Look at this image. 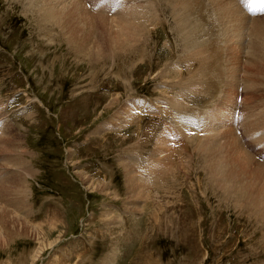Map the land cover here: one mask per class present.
Instances as JSON below:
<instances>
[{
	"label": "rangeland",
	"instance_id": "374dc122",
	"mask_svg": "<svg viewBox=\"0 0 264 264\" xmlns=\"http://www.w3.org/2000/svg\"><path fill=\"white\" fill-rule=\"evenodd\" d=\"M44 1L41 8L49 0ZM69 1L64 4L82 2L92 17L94 9L110 10V19L123 12L117 0H109V6L106 0ZM140 1L138 6L148 3ZM158 1L153 2L159 8V18H144L152 23L146 30L151 36L145 34L148 46L90 63L70 50L72 46L58 26L42 22L38 0H0V206L25 218L30 229L15 239L0 238V264H105L113 254L117 257L114 264H264V228L248 213L222 200L221 191L211 183L202 151L199 154L192 142L183 140L186 148L176 149L172 156H158V139L167 121L173 119L141 113L137 115L139 123L97 134L100 126L121 113L128 100L175 101L180 87L196 75L195 61L182 51V42H177L178 36L171 31L175 16ZM230 1L223 0V6L237 7L239 15L246 13L250 18L245 19L248 23L244 21L248 33L242 26L245 32L239 28L243 32L237 30L238 35L232 36V30L226 31L227 24L219 18L216 4L205 0L206 6L213 8L217 25L204 19L206 32L210 28L212 32L199 28L198 38L219 41L221 67L225 69L220 68L225 75L219 78L206 70L201 85L209 90L198 89L197 94L189 93L178 101L188 118L197 111L195 105L209 110L206 117L199 115L203 120L218 113L222 102L226 107L238 101L239 95L243 104L238 108L245 110L247 105V110L264 113V44L255 34L256 22L264 21V16L253 15L264 9L263 0L255 4L253 13L248 12L247 0H238L240 5ZM206 9L212 13L209 6ZM211 55L209 50L204 52L206 59ZM256 64L258 71L254 72L250 67ZM257 72L261 80L252 76ZM246 74L258 84L256 91L251 82L246 85ZM249 83L251 91L245 88ZM209 98L215 100L210 103ZM217 127L209 128V133L221 132L223 128ZM229 133L220 146L243 156L248 152L254 168L264 167V145L256 142L252 146L254 135L242 145L235 129ZM161 157L168 158L161 178L156 181L143 176L142 169ZM122 160L130 162L135 176L140 173L134 178L139 194L130 191ZM145 190L150 193H143ZM19 198L26 200L25 209L15 204Z\"/></svg>",
	"mask_w": 264,
	"mask_h": 264
},
{
	"label": "bare ground",
	"instance_id": "6f19581e",
	"mask_svg": "<svg viewBox=\"0 0 264 264\" xmlns=\"http://www.w3.org/2000/svg\"><path fill=\"white\" fill-rule=\"evenodd\" d=\"M30 1H32V0H30ZM42 1H44V0H41V1L38 0V4H37L39 7L38 14H39V16L42 17V22L45 25H48L47 23L50 22L51 27H52V24H54L55 26H58V28L61 29L59 31H61V33H64V35L67 37L68 41L71 44L72 49H70V50L74 49V51L76 52V54L79 57H82L84 59L89 60L90 63H95L97 61L100 62V60L113 58L114 56H117L116 54H120V53L123 54L124 52L125 53L129 52L133 48H135V49L137 48L138 50H142L144 45H145V47L148 46L149 45V41L147 40L148 37L145 35L147 32L146 30H148V28H149V27H147L148 23L150 22L148 20L152 16L151 19L153 21L155 16L158 15V14L156 15V13L159 10V8H157V6L154 5V2H153L154 0L153 1L148 0V3H147V0H145L147 5H143V6H138V2L140 0L139 1L138 0H117V2L121 1L120 8L123 5L122 9H121L123 12L116 14V16H114L110 19L109 18L110 14L108 15L110 10H108L107 11L108 13H107V12H104V10L99 11V9H94V11H91V12H93V14L96 17L95 16L92 17L90 15V13H87V11L85 9L87 6H85V8H84L80 4L82 2H80V3L75 2V0H74L75 3H66V4H64V1H67V0H63V3L61 1V4H60V2H57L56 0H55L56 3L53 0H51V1L49 0L50 2L48 1V4L46 3L45 6L43 8H41L42 3H43ZM145 1L142 0L140 2L141 3L143 2V4H144ZM212 1H213V3L216 4V9L219 13V18L223 21V24H227L226 25L227 26L226 31L232 30V36L236 33V31L239 28L243 29V27H245L244 23L247 22V21H245V19L248 18L247 15H245L246 13L244 14L246 17L244 15L241 16L238 13L239 11L237 10V7L232 8L231 6L230 7L223 6V4H222L223 0H221V1L211 0V2ZM69 2H71V0ZM72 2H73V0H72ZM158 2H159V4L163 5V7H162L163 10L165 8H168L170 10L171 14L173 16H175V23H174L175 25L173 26V28H171V31L175 32V34L178 36L177 42L179 41V39L182 42V47H181L182 51L184 49V52L187 53V56L189 57V59L191 58L195 61L196 68L194 71H195L196 75L193 74L191 76V78H189V82H188L189 84L187 86H185V84H184V86L180 85L181 87H180V92L177 96L178 98L174 97L176 99L175 101L172 100L173 98L170 100H164V99L162 100L161 99L162 101H156V102H151L149 100L148 101L137 100L135 98L128 100L126 102L125 106H123L120 109L119 112H121V113H116L115 115H113L111 117V120L109 122H107L105 124L103 123L104 125L100 126L101 129L97 130V134H102L104 132L113 131V130L121 131V130L127 128L129 125H133L135 122L139 123V121H137V119H138L137 115L141 116L142 114H146L148 112L150 114H155V115H157V114L161 115L162 114L163 117H169V118L173 119V120L167 121V123L165 125V131L162 132V136L160 137V139H158V142H157L158 150H159L158 156H166V155L172 156L176 149H179L180 147L186 148V147L182 146L183 140H185L186 142L187 141L192 142L194 144V146L196 147V149L198 151L200 150L199 154L202 151L204 157L206 158L205 159L203 157L206 160V163H205L206 165L205 164L204 165L208 167L207 173L210 171L209 176L212 179L211 183L213 186H216V188H218L221 191V193L224 197V199H222V200L233 203L237 209L243 210L245 213H248L249 216H251L255 221H258V223L261 225V227L264 228V167L260 166V168H254L252 166L254 161H252V159H250L251 156L249 157L248 156L249 154L247 155L248 152L246 153V155L248 156L247 157L246 155L243 156V155L235 154L233 152L232 148H231V150L230 149L227 150L228 149L227 147L225 149L224 147L220 146L223 144L221 141L226 138V135H225L226 132H228V134H230L229 132L234 131L235 128L234 129H232V128L235 126L234 124H236V123H238L239 126H241L243 129V130L241 129L242 131H241V133H239L240 137H246L248 139L249 136L254 135L253 136L254 141L252 143V146L253 145L256 146V142H257V144L262 143V145H264V113L263 112H262L263 114L260 113V111H258V109L256 110V113H255V111H253L254 112L253 113L252 110H247L248 108H247V105L245 104L246 105L245 110L248 112L245 114V112H244L245 110L240 111L241 112L240 117L233 119L234 111H236L238 109V108H236L237 101L235 102V100H234V102H233L232 101L233 99L231 98L232 96H229L228 99L231 98L232 103L230 102L229 106H226V107H225L223 102H222L223 104L219 103L220 104L219 112L215 113L214 115H212L206 119H203V120L200 119L199 113H197V112H193V113L191 112L192 113L191 118H188V116L184 115V108L181 104H179L180 102L178 103V101L181 98L184 100L186 98V96H188L189 93L195 92L197 94L198 91H201V90L204 91L205 90L203 88L204 86L201 84H203V82H204L203 81L204 80L203 75H204L206 70L208 72H211V70H212V72L217 74V76L219 78L224 79L225 74L222 71L224 67L223 68L221 67L222 54L220 52L221 50L219 49V45H218L219 41L215 39L216 36L214 35L215 38L213 37L215 39V41H212V40L208 41V40H203L202 38H200V39L198 38L199 28H202V30H203V28L206 25L204 23V19L207 21H212L214 24V27L217 24L211 18V16H209L208 13L206 12L207 11L206 7H208V6H206L205 0H159ZM95 4H94V6H95ZM230 4H231V1H230ZM263 4H264V0H263ZM116 7L119 10V8H118L119 5ZM101 8H103V7H101ZM247 8H248V11L251 10L249 8V6ZM96 10H98V13ZM95 11H96V13H94ZM260 12H262V10ZM205 13H207V14H205ZM105 14H107V17ZM164 14H166V13H164ZM214 15H215V13H214ZM39 16H38V18H39ZM144 18H146L148 20H146ZM158 18H159V15H158ZM158 18H157V20H158ZM249 19L250 18H248V20ZM224 20L226 21V23ZM94 21H96L95 25H93ZM222 21H221V23H222ZM229 23L233 24V25L236 24V25L234 27V26L230 25ZM149 24H152V23H149ZM246 26H248V25H246ZM256 26H258V27H256L257 29L256 30L254 29V30H255V34H257L256 35L258 38L257 40L260 42H263V44H264V41H263L264 40V21L260 20L259 22H256ZM236 27H237V29L234 30V28H236ZM204 29L206 32L207 29L206 28H204ZM209 30H210V32H212L211 28ZM248 30L246 28V31H247L246 33H248ZM254 30H253V32H254ZM223 31H225V29ZM200 32H201V30H200ZM238 32H239V30H238ZM240 32H243V31H240ZM244 32H245V30H244ZM147 34L151 36V32H150V34L147 32ZM220 35H218V36H220ZM229 35H231V32L229 33ZM236 35H238V34H235V36ZM250 35H247V38L245 39L247 42L249 40L248 38L250 37ZM252 35L255 36L254 34H252ZM232 36H229L231 38H228V39H230V41H231V39L233 40ZM243 36H245V35L243 34ZM253 36H252V38H253ZM226 37H228V36H226ZM239 37H241L243 39L242 35H240ZM239 37L237 36L238 39H239ZM238 39H236V43H237ZM233 41H235V39ZM246 41H244L242 43L245 44ZM258 41H256V42H258ZM238 42H239V40H238ZM234 43L235 42H233V44ZM254 43H255V40L252 44H254ZM230 44H232V42ZM230 44L228 43L229 47L231 46ZM235 45H237V44H235ZM179 46H180V44H179ZM207 50L212 52L211 59H206L204 56V52ZM259 54H260V52H259ZM251 57H250V59H251ZM262 57H264V56H262ZM143 58H144V56L140 55V59H143ZM198 58L204 59V61H200ZM260 58L258 61L263 60ZM115 59H113V60H115ZM254 59H255V57H254ZM256 59H257V57H256ZM185 60L187 61L188 59H185ZM255 63L258 64L259 62H257V60H256ZM257 64L255 67L253 65H252L253 67H250V68L254 69V72L256 70L258 71ZM263 64L264 63H262V65ZM97 65H99V64H97ZM198 67L201 68L202 70H200ZM220 67L222 68V70ZM263 67L264 66H262V68ZM190 70H192V69L190 68ZM263 70H264V68L262 69V72H261L259 69V73L261 72V74H262ZM235 72H237V70ZM244 76H247V74ZM252 76L254 77L255 80L259 79L258 72H257V75L253 74ZM181 77H184L182 71H181ZM247 77H248L247 80L245 78V83H246V81H247V83L251 82L252 83L251 85L253 86V88H255V91H256L258 88V84H255V83H253V81H251V79L249 78L250 77L249 74ZM223 79H221V80L223 81ZM233 79H235L234 74H233ZM206 80H208V79H206ZM259 80H261V79H259ZM214 81H216V80L214 79L212 81V84ZM217 81H218V79H217ZM209 82L211 83V81H209ZM207 83H208V81H207ZM207 83H205V84H207ZM223 83H224V81H223ZM247 83H246V85H247ZM215 85L212 86V88L217 89V87ZM260 86H261V84H260ZM234 87H235V89H237L238 86L234 85ZM249 87L251 88L250 83H249L248 88L247 87H245V88L249 90L250 89ZM196 90H198V91L196 92ZM208 90H205V92ZM249 91H251V90H249ZM234 92H235V90H234ZM164 95H166V94H164ZM172 97H173V95H172ZM194 99H192V100L194 101ZM228 103H229V101H228ZM160 106H164V108L161 107L162 111H159ZM242 112H244V113L242 114ZM167 114H170L171 116H168ZM121 120H122V122H121ZM215 123H218V124H215ZM214 125H218L219 126V128L217 127L218 129H221V128L225 129L226 128L227 131L225 132L222 129L223 132L222 131L221 132L223 134H220L221 132H219V131H218L219 132L218 134L209 133V128H212ZM238 131H239V129H238ZM235 133H236V131H235ZM243 133H244V135H243ZM238 140H242V139L238 138ZM176 144H178V145L176 146ZM239 144L241 145V142ZM224 145H225V143H224ZM242 145H243V142H242ZM4 148H5V146H4ZM239 150L242 151L243 149L242 150L239 149ZM7 152H8V154L11 153L10 151H7ZM242 153H245V151ZM164 159L167 160L168 158H164ZM164 159L162 158V160L160 159V161H158V160L152 161L149 164V166L144 167V169H142L143 170V171H141L142 175L145 177H152L156 181L158 179H160L161 178V171L164 170L166 167V160H164ZM123 162H124V160H122V163ZM158 162L160 165L158 164ZM129 164H130V162L127 163L125 161V164H124L125 166L123 165L125 167L126 173H127L126 183H127V185H129V187L131 189L130 191L134 192V190H135L136 193L139 194L140 189H139L138 184H136V181L134 178L139 177L140 173H138L139 176H135L134 175L135 171H133L129 167ZM22 166H24V163L22 164ZM134 170H135V168H134ZM137 182L140 183L141 179L138 178ZM4 188L6 191V187H4ZM20 189H22V186L20 187ZM23 190H24V188H23ZM6 192H5V194H6ZM145 192L150 193V190L143 191V193H145ZM20 193H21V191L19 192V195H21ZM25 193H28V192H25ZM0 197H1V195H0ZM24 201H26V200L19 198V199H17V202L15 204H17L18 207H20L19 206V204H20V205L24 206V209H25V207L27 206V203L25 204ZM15 204H14V206H16ZM22 206H21V208H22ZM9 207H10V203H9ZM27 209H28V207H27ZM135 209L137 210L138 207L135 206ZM23 219H25V218H23V217L21 218V217H18L17 215H14V212L8 210L7 207H5L4 205H1L0 206V228H1L0 229V238L10 237V238L15 239V238H18L20 236H24L25 234H21V232L27 233L28 231H30V229L26 225L27 222L23 221ZM118 221H119V219H118ZM18 223H19L18 226H20L19 228L16 225H14V224H18ZM12 225H14V226H12ZM115 257H116L115 254L111 255V257H109L105 261V264H114Z\"/></svg>",
	"mask_w": 264,
	"mask_h": 264
}]
</instances>
